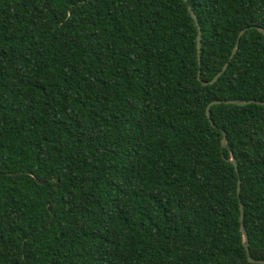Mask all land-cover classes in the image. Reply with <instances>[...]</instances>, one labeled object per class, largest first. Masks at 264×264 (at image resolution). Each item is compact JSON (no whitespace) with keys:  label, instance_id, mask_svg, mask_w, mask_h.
Instances as JSON below:
<instances>
[{"label":"trees","instance_id":"obj_1","mask_svg":"<svg viewBox=\"0 0 264 264\" xmlns=\"http://www.w3.org/2000/svg\"><path fill=\"white\" fill-rule=\"evenodd\" d=\"M259 29L264 0H0V264H252L241 205L264 260V106L222 103L264 102Z\"/></svg>","mask_w":264,"mask_h":264},{"label":"water","instance_id":"obj_2","mask_svg":"<svg viewBox=\"0 0 264 264\" xmlns=\"http://www.w3.org/2000/svg\"><path fill=\"white\" fill-rule=\"evenodd\" d=\"M189 11L191 13V16L193 18V20L195 21L196 25H197V28H198V35H197V57H198V62L199 64L201 63V48H202V42H201V29H200V26H199V23H198V19H197V16L196 14L194 13V11L192 10V7L189 6ZM259 31L264 35V30L263 29H259ZM245 33V31H242L240 34H239V38H238V42H237V45L239 43V39L243 36V34ZM237 45L235 46V49L231 55V59L234 57V55L236 54L237 52ZM227 66L228 64H226L222 71L220 73H218L214 78L213 80H211L210 82L208 83H203L205 86L207 85H213L215 84L219 78L223 75V73L226 71L227 69ZM198 80L201 81V78H200V72H199V75H198ZM221 102H212L206 109V115L207 117L209 118L210 122L212 123V120H211V115H210V108L212 105H215V104H219ZM222 103H225V104H231V105H238V106H244V105H249V104H256V105H261V106H264V102H256V101H242V100H231V101H225V102H222ZM214 126V125H213ZM222 147L223 148H229L228 147V143H227V139H226V135L223 133V138H222ZM228 162H230L234 167H235V170L236 172H238V166H237V162L235 160V158L231 155L230 159L228 160ZM241 193V181L239 180L238 181V194L240 195ZM240 231L242 233V236H243V247L246 251V256H247V260L249 263H252V264H264V260H256L254 258L251 257V254H250V247H249V238H248V233H247V230L244 226V211H243V206L241 205V216H240Z\"/></svg>","mask_w":264,"mask_h":264}]
</instances>
